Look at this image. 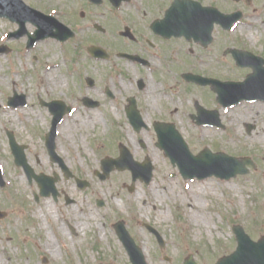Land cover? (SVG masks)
<instances>
[{
	"label": "rangeland",
	"instance_id": "obj_1",
	"mask_svg": "<svg viewBox=\"0 0 264 264\" xmlns=\"http://www.w3.org/2000/svg\"><path fill=\"white\" fill-rule=\"evenodd\" d=\"M251 11L252 8L249 13ZM254 14L263 20V23L258 24L257 30L239 29L227 35L214 34L213 47L205 51L207 65L204 67L197 64V68L219 77L220 81L244 80L251 73L250 69L235 67L232 58L223 55L224 47L238 45L264 53V11L259 8ZM17 28L15 23L0 18V44L10 49L7 53L0 54V167L5 181L4 188H0V209L7 213L6 218L0 220V264H130L114 230V225L120 221L124 223L133 241H140L145 253L152 252V245L143 223L160 229V232L171 239L188 229V245L197 251L205 264H214L219 257L235 251L232 227L236 223L246 228L247 233L251 234L250 238L264 235V151L259 145H250L248 142L261 123L259 117L242 122L239 125L242 136L237 138L233 137L229 129L228 112L233 107L222 109L212 103L211 99L207 102L212 103L215 108L211 105L208 107L218 111L223 124L222 128L213 127L215 135L202 137V127L199 128L197 122L189 120L190 114L165 117V122L177 121L173 126L193 155L208 148L213 153L223 151L231 157L248 158L252 163V167L248 166L249 173L246 175H238L228 180L208 177L209 183L204 184L199 192L195 185L206 179L183 180L177 166L172 165L154 145L156 140L147 139L146 133L132 135L134 142L127 140L124 145L134 160L142 161L145 156L149 158L153 167L150 182L146 184L136 179L132 184L129 171H113L108 178L100 180L94 172H101L100 162L103 159L118 157V146L122 138L116 133L109 136L111 123L102 120L97 111L94 114L98 117V123H89L87 117L93 112L82 109L58 128L56 142L57 153L63 157L68 170L81 178L80 180L87 181L88 185L82 190L75 179L64 178L58 165L45 158L42 142L48 124L32 100L37 95L56 97L65 96L69 92L76 93L78 73L97 79L102 87L112 86L113 65L105 60L88 58L84 54H81L78 64H74V50H67V61L66 53L52 41L51 46L47 45L48 42H41L27 50L24 46L25 36L17 40L7 38V33ZM25 28L27 32L34 29L29 23ZM109 42L113 45V31ZM199 56L202 57L203 54L199 53ZM52 76L56 77L55 81L60 78L61 83L57 85ZM12 91L24 93L28 101L26 115L38 125L27 124V131L23 130L20 121L25 114L12 112L9 115L11 111L6 109L4 101ZM80 92L91 95L97 91L83 89ZM196 93L201 94L199 90ZM194 97L198 98L195 94ZM240 104L248 105L242 102L237 106ZM37 105L40 107L39 101ZM241 112L245 114L244 111ZM33 113L38 115V119L34 120ZM181 120L185 121L180 122ZM250 123L254 129L248 134L244 125ZM6 129H11L22 137L14 135V140L18 145L28 144L27 151L30 156L38 154L41 160L39 163L33 159L28 162L37 173L44 172L50 176L52 172L58 174L55 188L60 195L56 200L52 196L35 200L34 195L39 194L38 185L34 179L29 182L22 169L13 164L6 142ZM151 134L156 135L153 132ZM122 135L125 136V133ZM140 138L144 140V147L138 144L137 140ZM20 177L25 179L24 186L18 185ZM120 177H124L123 186L118 182L121 181ZM65 197L75 203L66 206ZM94 200H102L104 207L90 205ZM46 202H49L55 212L52 216L45 212ZM196 210L207 217L208 225H204L199 216L193 217ZM88 211H92L98 219L93 221L94 224L99 223L104 227L103 234L98 233L93 222L81 225L75 219L87 215ZM163 212L167 215L166 219ZM180 220L188 221L187 227L182 223L185 221ZM58 226L64 228V238L60 236ZM47 233L50 234L49 244ZM171 247L176 248L178 244ZM42 258H46L47 263ZM156 264L161 263L157 261Z\"/></svg>",
	"mask_w": 264,
	"mask_h": 264
},
{
	"label": "flooded vegetation",
	"instance_id": "obj_2",
	"mask_svg": "<svg viewBox=\"0 0 264 264\" xmlns=\"http://www.w3.org/2000/svg\"><path fill=\"white\" fill-rule=\"evenodd\" d=\"M173 1L31 0L30 3L33 4L24 1L28 7L52 17V20L48 19L51 21L48 26L49 33L53 35L36 39L31 46H28L29 34L34 35L38 26L31 21H26L23 33L18 37H7L8 39L17 40L25 36L26 41L24 42V46L27 50L34 48L41 42H48L47 45L51 46L50 42L52 41L57 43L60 49L66 53V60L67 50H74V64H78V59L81 58V54H84L88 58L105 60L111 62L113 65L112 86L102 87L97 79L82 76L81 73L77 74L76 72L78 85L76 93L69 92L65 96L56 97L37 95L32 100L33 105L40 113H43L47 121V132L55 122L54 152H50L45 143L46 135L42 143L46 152L45 158L57 164L61 174H63L64 168L61 162L63 164L65 163L64 159H62L63 157L56 150L58 128L69 117L77 115L82 109L93 113L97 111L102 117V120L111 123L109 125V127L111 126L109 130L111 134L109 136L111 137L113 133H116L122 138L120 144L124 145L127 140L134 142L135 138L132 135H138L140 133H146L148 136L147 139L157 140V136L151 134V132L156 134V125L173 126L177 123L176 120L163 121L166 116H178L181 113L190 114L189 120L197 122L199 128H201L205 126L202 125V122L206 121L197 117L199 113L214 111L208 105L213 106L212 103L214 102L215 105H219L222 109L229 108L217 102L213 83H202L194 79L198 76L202 79L219 80V77H215L207 71L199 70L197 64L198 66L201 65L204 67L207 65L205 51L213 47L214 34L220 33L227 35L239 29L246 31L257 30L259 27L258 24L263 23V20H260V17L256 16L254 12L259 10V8L264 11V0H191L197 2L201 7L215 8L222 16L239 14L238 19L231 27H229V21L224 27L221 24H213L212 40L207 43L200 39H188L185 36L178 35L179 25L176 16H166V11ZM254 4L255 6H253ZM251 8L252 11L249 13V9ZM210 16H214V13H211ZM27 23L33 26L34 29L32 32H27L25 28ZM112 31L113 45L109 42ZM233 49L249 53L253 57L263 60L262 66L264 67V53H259L238 45L229 48L225 46L223 55L231 57V60L235 63V67L249 68V71L251 73L253 72L250 65L241 66L236 64L235 58L231 53ZM199 53L203 54V56L200 57ZM81 86L84 88H81ZM83 89L96 90L97 92L91 95L80 94V91H83ZM196 90H199L201 94L198 95ZM11 93L9 98L4 101V104L6 109L11 112L25 114L22 115L20 121L23 130L26 129L27 131V124L38 125L36 122L30 121L31 117L26 115L25 110H27L26 106L28 105V101L24 93L18 94L15 91ZM194 94L198 98L194 97ZM14 96H23V101L19 100L14 104L11 101L9 102V99ZM208 99L212 100L211 104H208ZM37 101H39L40 107L37 105ZM32 116L34 120L38 119L36 113H33ZM56 116L61 117L55 121ZM16 118L18 119L19 117L16 116ZM184 121L181 120L180 122ZM251 124L244 125L248 134L254 129V126H250ZM222 125L219 117V126L212 123L206 126L222 128ZM122 133H125V136ZM14 135L16 136L18 134L11 129H6V142L12 162L16 167L22 169L24 176L31 182L34 176L29 177L27 170L20 161L18 164L15 161L16 156L10 146V138L14 139ZM137 141L141 147H144V140L142 138ZM156 143L157 141L154 142V145L161 150ZM27 145L17 144V149L20 150L22 155V158L19 157L18 160H23L28 166V162L31 159L39 163L41 160L38 154H34L33 157L30 156L27 151ZM29 169L35 175L40 173L48 175L44 172L37 173L31 166H29ZM54 174L58 175L52 172L51 176ZM2 182L3 184H0L1 189L5 186L3 177ZM59 195L60 193L57 192L54 200ZM74 203L73 200L67 201L66 199L64 202L66 206ZM91 204L99 207L97 200L95 202L91 201ZM0 211L4 213L5 217L3 219H5L7 213L1 209ZM178 218L182 217L178 216ZM186 222L188 221L182 222L186 225L185 227L188 225ZM146 224L143 223L142 226L150 235L152 252L145 253V249L140 241L136 240V244L141 249L147 264H156L157 261L161 264H205L199 258L197 251L188 245L190 241L187 234L188 229H185L187 231L181 234L178 233L179 235L177 237L171 239L160 232V229H155V227L147 224L150 226L148 227ZM67 226L70 233L68 222ZM248 234L250 233L248 232ZM116 237L118 239L117 234ZM251 240L257 242L260 240V237L251 236ZM118 241L120 242L119 239ZM120 244L128 258V262L133 264L124 246L121 242ZM175 244H178V247H171ZM111 253L113 256L112 251Z\"/></svg>",
	"mask_w": 264,
	"mask_h": 264
},
{
	"label": "water",
	"instance_id": "obj_3",
	"mask_svg": "<svg viewBox=\"0 0 264 264\" xmlns=\"http://www.w3.org/2000/svg\"><path fill=\"white\" fill-rule=\"evenodd\" d=\"M211 13H214V16H210ZM43 16L46 15L25 6L21 0H0V17H6L19 25V30L10 33L8 35L9 37L20 36L24 31V24L26 21H31L38 26L34 35L29 34L28 46H31L36 39L53 35L49 33L48 26V24L51 23L48 19L52 20V18ZM166 16H176L179 25L178 35H183L188 39L193 37L194 39H200L207 43L211 40V31L214 23L221 24L222 27H224L229 21V27H231L238 19L239 14L222 16L221 13L217 12L215 9L202 8L198 3L193 1L174 0L166 11ZM4 51L5 48L0 47V53ZM231 53L238 65H250L253 69L252 74L248 75L243 82H218L215 80L202 79L200 77L194 79L202 83H213L214 91L217 93V100L223 105L232 106L242 100H264L263 60L238 50H231ZM19 100L23 101V96H14L9 99V102L11 101V103L14 104ZM60 117L61 116H56L55 121ZM198 118L208 123L219 125L218 116L215 112L199 113ZM156 131L158 134L157 145L164 150L165 155L170 158L171 162L178 166L181 175L186 179H192L194 177L203 179L209 176L229 179L237 174L247 172L245 169V165L249 163L247 159L240 160L222 152L212 153L207 148L200 151L197 155H192L173 126H163L159 124L156 126ZM54 136L55 122L46 137V145L50 152L54 150ZM10 145L16 156V163L18 164L20 161L27 170L29 177L32 176V171L27 167L25 162L23 160H18L19 157L22 158V155L20 150L17 149L13 138H10ZM119 152L120 155L117 159L106 158L101 161L103 173L99 174L96 172L100 179L107 178L109 173L115 169H128L132 173L133 181L138 178L140 181L148 183L151 180L153 168L148 158L142 163L135 162L129 151L123 145L119 146ZM64 170L66 176H71V173L66 168ZM35 178L40 186V194L42 196H48L50 193H52L53 196L56 195L57 192L54 189V183L57 180V176H55V178H50L39 175ZM77 181L81 187L85 186L84 182ZM0 184H3L1 175ZM98 204L102 205L101 202ZM3 216L4 213L0 212V218ZM115 228L133 264H145L141 251L128 235L123 226V222L117 223ZM233 231L237 240L236 250L229 256L219 259L216 264H264V239L260 240L258 243H253L240 226H234Z\"/></svg>",
	"mask_w": 264,
	"mask_h": 264
},
{
	"label": "bare ground",
	"instance_id": "obj_4",
	"mask_svg": "<svg viewBox=\"0 0 264 264\" xmlns=\"http://www.w3.org/2000/svg\"><path fill=\"white\" fill-rule=\"evenodd\" d=\"M51 78H52V80H54V82H56L57 85H59L61 83L60 78L57 77L58 79L56 81H55L56 77L52 76ZM241 111H244L245 114H243ZM9 115H12V112H10ZM228 116L230 117L229 129H230V132L232 133L233 137H235V138L242 136L241 130L239 127L240 124H243L242 122L249 121L250 119H255V118L259 117L261 123L248 142L250 143V145H253V144L259 145L260 148L264 151V102L263 101H261V102H258V101L248 102V105L240 104L239 106H235V107H233V109L231 111L228 112ZM87 119L89 120V123H97L98 122V117L94 113L91 114L90 117H87ZM201 132H202V137L215 135V130L209 126L202 127ZM119 179L121 180V181L118 180L119 184L121 186H123L125 184L124 177H120ZM209 181H210L209 179H206L205 181H203V183L195 185L197 188V191L200 192L202 187L204 186V184L209 183ZM201 184H203V185H201ZM18 185L19 186L25 185V179L23 177L19 178ZM195 186H193V187H195ZM190 188H191V186H190ZM167 189H170V188L167 187ZM202 193H205V192H202ZM197 198H199V197H197ZM45 212L49 216H52L53 214H55V212L52 210L49 202L45 203ZM163 214H164L163 217L166 219V217H167L166 213L163 212ZM39 215H41L40 211H39ZM196 216L200 217V219H201V221H203L204 225H208L209 221L206 220L207 217L203 216L201 214V212H199L198 210H196L193 213V217L196 218ZM75 219L78 220L81 225H88L89 222H93V221L96 222V220H98L97 217H95L93 215L92 211H88L87 215H81L80 218L76 217ZM82 219H84V221H81ZM93 226H95L98 229V233L100 235L104 233L103 232L104 227L101 224H99V223L94 224V222H93ZM57 229L60 233V236L62 238H64L65 237L64 228L62 226H58ZM46 238H47V243L49 244L51 242L50 241V234L47 233ZM125 256H126V254H125Z\"/></svg>",
	"mask_w": 264,
	"mask_h": 264
}]
</instances>
